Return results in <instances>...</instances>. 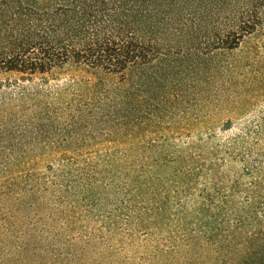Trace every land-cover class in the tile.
<instances>
[{"label":"rangeland","instance_id":"374dc122","mask_svg":"<svg viewBox=\"0 0 264 264\" xmlns=\"http://www.w3.org/2000/svg\"><path fill=\"white\" fill-rule=\"evenodd\" d=\"M186 61L129 98L84 67L0 73V264H217L258 230L234 213L264 222V21Z\"/></svg>","mask_w":264,"mask_h":264},{"label":"trees","instance_id":"16d2710c","mask_svg":"<svg viewBox=\"0 0 264 264\" xmlns=\"http://www.w3.org/2000/svg\"><path fill=\"white\" fill-rule=\"evenodd\" d=\"M30 1L0 0V73L84 67L117 77L125 98L169 88L192 68L187 59L231 51L264 21V0ZM243 212L236 222L258 230L229 231L217 264H264V222Z\"/></svg>","mask_w":264,"mask_h":264}]
</instances>
